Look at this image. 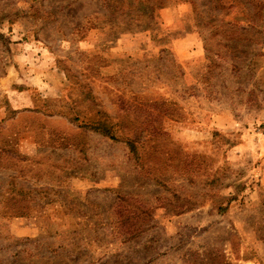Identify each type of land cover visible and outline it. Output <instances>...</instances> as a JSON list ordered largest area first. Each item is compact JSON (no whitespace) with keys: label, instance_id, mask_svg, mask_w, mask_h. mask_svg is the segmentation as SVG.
Masks as SVG:
<instances>
[{"label":"rangeland","instance_id":"rangeland-1","mask_svg":"<svg viewBox=\"0 0 264 264\" xmlns=\"http://www.w3.org/2000/svg\"><path fill=\"white\" fill-rule=\"evenodd\" d=\"M118 1L0 0V264H264V0Z\"/></svg>","mask_w":264,"mask_h":264},{"label":"crops","instance_id":"crops-1","mask_svg":"<svg viewBox=\"0 0 264 264\" xmlns=\"http://www.w3.org/2000/svg\"><path fill=\"white\" fill-rule=\"evenodd\" d=\"M22 55V54H21ZM20 55V56H21ZM23 56H24V53H23ZM27 57H28V60L29 61H32L31 58L33 57V54L31 51L27 52ZM33 70V71H32ZM30 69V74L28 77H25V78H28L29 82L30 83H27L26 84V88H27V91L26 92H16L14 95L19 97V99H23V101L25 102H28V99L30 98V96L32 95L33 91H38V89L42 90L43 92L46 90H51V88L48 87V85L51 83L50 80H48L47 83H44L42 82V85L40 87V85L38 84V81H39V78L37 76V71L33 68V69ZM25 80V79H24ZM5 81H7V79L5 78V76L3 77H0V88H3V84L5 83ZM20 81V80H19ZM52 83H55V85L53 86H56V80H53ZM43 87V88H42ZM20 89V88H19ZM5 89H3L4 91ZM22 90V89H21ZM28 98V99H27ZM38 227L34 226V225H31V226H28V227H25L23 228L22 230H17L16 228H14L13 226H11V231H13L14 233H20L21 235H25V234H29V235H34L37 233V230ZM249 264H254L253 262H249Z\"/></svg>","mask_w":264,"mask_h":264},{"label":"trees","instance_id":"trees-1","mask_svg":"<svg viewBox=\"0 0 264 264\" xmlns=\"http://www.w3.org/2000/svg\"><path fill=\"white\" fill-rule=\"evenodd\" d=\"M112 2L116 1L117 4L119 3L118 0H111ZM151 0H145V1H142L144 4H147L149 3ZM116 4V5H117ZM120 13H125L123 10H119ZM107 15L106 14H102V17H106ZM238 32V31H236ZM239 34H242V33H245L244 31H239L238 32ZM74 120H76V118H74ZM86 126H89L90 128H93L94 130L104 134V135H107L109 136L110 138H116L117 139V132L118 130L120 129V127H122V125H120L119 127H116L115 124H112V123H109L107 121L106 118H103V119H100L98 118L96 120V122L92 123V124H87L85 123ZM117 128H119L117 130ZM117 130V132H116ZM126 143L129 145L130 149L131 150H134V140L132 138H127L126 139Z\"/></svg>","mask_w":264,"mask_h":264}]
</instances>
